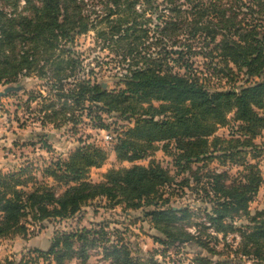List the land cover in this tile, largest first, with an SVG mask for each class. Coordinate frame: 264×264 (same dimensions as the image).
I'll list each match as a JSON object with an SVG mask.
<instances>
[{
    "label": "trees",
    "instance_id": "trees-1",
    "mask_svg": "<svg viewBox=\"0 0 264 264\" xmlns=\"http://www.w3.org/2000/svg\"><path fill=\"white\" fill-rule=\"evenodd\" d=\"M157 1L103 0L109 15L100 24L105 21L110 30L99 37L122 46V57L127 59L129 53L144 61L141 67L140 62L130 66L125 89L111 92L91 80L76 81L78 62L63 46L97 28L86 0H0V86L12 85L19 77L55 81L62 86L60 99L78 107L89 102L135 121L114 147L119 162L146 160L163 145L176 169L174 175L152 161L148 167L110 169L101 183H94L90 172L103 168L108 154L85 145L39 176L30 167L0 172V240H27L30 223L70 220L105 199L133 211L154 208L146 216L162 235L155 242L164 249L149 253V258L136 256L120 241L108 249L112 238L105 227L58 235L48 252L31 254L46 261L53 258L55 264H87L91 251L104 246L111 264H163L155 259L160 252L167 257L170 248L191 244L209 256L197 255L193 264H213L212 257L225 255L239 264H264V210L251 211L264 186V0H163L169 16L160 17L163 22L151 36L147 11L137 6L146 3L158 10ZM195 41L202 43L201 54L210 62L208 72L213 70L232 88L212 91L193 64H180L185 50L198 55L191 45ZM153 45L158 46L157 55L150 54ZM169 49L178 60L169 57ZM172 62L184 74L169 68ZM72 79L76 85L66 90ZM237 81L241 86L236 87ZM67 105L62 110L46 108L44 125L61 127L59 121H74V114H67L74 109ZM221 129H230V135L219 136ZM214 162L225 170L210 169ZM226 168L240 172L232 175ZM179 189L193 191L201 206L172 207ZM19 264L31 262L24 258Z\"/></svg>",
    "mask_w": 264,
    "mask_h": 264
},
{
    "label": "rangeland",
    "instance_id": "rangeland-1",
    "mask_svg": "<svg viewBox=\"0 0 264 264\" xmlns=\"http://www.w3.org/2000/svg\"><path fill=\"white\" fill-rule=\"evenodd\" d=\"M86 1V5L91 8L89 10L93 12L91 13V22L96 24V30L91 29L87 34L77 35L73 44L64 43L63 46L73 51L72 57L78 62L76 81L78 78L91 80L93 83L102 84L105 89L111 92H118L126 88L125 80L129 75L128 69L130 66H136V63L140 62L139 66L141 67L144 63L143 57L134 59L127 53L126 59L122 57L126 54L124 50H121L122 46L120 47L114 42H107L100 38V32L110 30L105 21L100 24L109 14L104 11L103 0ZM162 1L159 0L154 4L155 7H159L158 10L146 3H140L137 6L138 10L143 7L147 11L146 19L149 22L146 28L148 27L151 30V36L154 35L153 28L163 22L160 17L169 16L168 9L166 5L162 4ZM186 9H188V6ZM180 39L182 40L181 37ZM144 41L145 39L142 40V42ZM152 41H155V39L153 38L149 44ZM182 42L184 44V41ZM191 45L198 55L190 54L185 50L184 60H181L180 64L185 61L193 64L194 69L202 72L201 76L205 75L204 78L210 81L212 91L232 88L222 76L216 77L213 70L208 72L210 62L201 54L202 43L195 41ZM157 51L158 46L153 45L150 54L156 53L157 55ZM169 52H172L171 49H169ZM203 52L206 53L207 51ZM57 55L58 58L60 52ZM66 57L68 56H64V58ZM169 57L172 60H178L179 55L172 52ZM169 68H173L176 73L184 74L185 72L177 63H170ZM165 69H168V67H165ZM74 82V79L68 82L65 89L74 88L76 85ZM241 84L240 81H237L235 85L239 87ZM9 87H20L21 91L0 98V172L11 174L30 167L33 174L39 176L45 169L57 163L58 160L68 159L81 146L93 145L103 149L108 154V160L104 167L92 169L90 172V181L94 183H101L104 174L110 169L130 168L134 165L148 167L152 161L161 164L162 167L170 170L175 175L176 169L173 158L161 150L163 145H160L161 148L152 157L135 164L121 163L117 160L114 147L119 137L129 128L135 126V121L130 120L129 116L123 117L118 113L109 114L101 106L89 102L78 107V104L74 101H67V99L58 97L62 94V86L59 83L41 80L35 76L19 77L17 82L12 85H1L0 93ZM65 102L68 104L67 108L74 109V111L67 113L69 116L74 114V121L66 125L59 121L58 126L61 127H54L50 124L44 125L46 115L44 110L51 105L57 110H62ZM230 131V129H221L218 134L222 137H228ZM258 142L261 143L262 140ZM45 146L51 147V152H48ZM261 164L264 171V158ZM194 168L197 170L199 166ZM209 168L218 171L225 170L220 167L218 162L210 164ZM228 169L226 168V170ZM228 171L235 175L239 174L240 169L233 168ZM183 178L181 177L179 182ZM51 184L53 183L51 182ZM196 198L193 191L179 189L176 196L172 198L171 206L175 208L201 206ZM152 210L155 209L144 207L137 211L128 210L125 206H111L105 199H99L84 207L83 211L73 219L61 222H45L43 225L30 223L31 235L29 239L16 237L0 240V264H19L24 258L31 264H55L53 258L46 261L44 258L39 259L38 254L31 253L36 250L48 252L58 235L80 234L84 229L102 230L105 227L107 228L106 232L112 238L111 244L107 245L108 249L113 244L118 245L120 241V244L128 243L136 256L149 258V253L164 249L162 245L155 242V238H163L162 235L154 228L151 218L146 216ZM259 210H264V186L251 205L253 214ZM194 211L196 213L197 210L194 209ZM195 217H198V215ZM190 231L196 234L194 228H191ZM237 243L238 241L235 244ZM104 249V246H101L99 249L91 251L92 256L87 264H111L110 261L105 259L106 251ZM218 249L221 251L223 246H219ZM197 255L209 257L197 246L187 244L170 248L167 257L162 256L160 252L155 259L163 264H193V260ZM232 258L228 259V255H225L223 257H212V260L213 264H239L236 259L232 262L231 260H234ZM68 264H80V262L74 260Z\"/></svg>",
    "mask_w": 264,
    "mask_h": 264
},
{
    "label": "water",
    "instance_id": "water-1",
    "mask_svg": "<svg viewBox=\"0 0 264 264\" xmlns=\"http://www.w3.org/2000/svg\"><path fill=\"white\" fill-rule=\"evenodd\" d=\"M21 88L20 87H9L7 88L4 92L0 93V98L7 97L8 95L16 92H20Z\"/></svg>",
    "mask_w": 264,
    "mask_h": 264
}]
</instances>
